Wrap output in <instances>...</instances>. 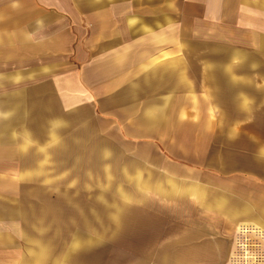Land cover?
Segmentation results:
<instances>
[{
  "label": "crops",
  "instance_id": "crops-1",
  "mask_svg": "<svg viewBox=\"0 0 264 264\" xmlns=\"http://www.w3.org/2000/svg\"><path fill=\"white\" fill-rule=\"evenodd\" d=\"M185 116L187 144L166 135ZM49 157L100 185L113 164L114 192L19 184L0 241L22 248L20 264H76L104 244L105 264H228L242 225L264 231V0H0V200Z\"/></svg>",
  "mask_w": 264,
  "mask_h": 264
},
{
  "label": "rangeland",
  "instance_id": "rangeland-1",
  "mask_svg": "<svg viewBox=\"0 0 264 264\" xmlns=\"http://www.w3.org/2000/svg\"><path fill=\"white\" fill-rule=\"evenodd\" d=\"M205 85H201V88H204ZM200 101V100H199ZM201 103V101H200ZM235 113H228V115L225 114L226 116V120L232 119L234 117ZM185 118L187 120H189L188 122H186L184 124V126L180 127L179 130L175 131V130H170L168 131V133H164L167 136L171 137L172 140L174 141H185V143L187 144V142H191L193 140V133H192V129H191V123L190 120L192 119L190 116H185ZM171 121H175L176 119L173 118ZM223 121V120H222ZM218 123H220L219 118L217 120ZM174 125V123H173ZM172 125V127H174ZM92 126V125H91ZM102 128V135H109L110 137H106L105 139L108 141V143H110V145L113 146H117L116 148H118V146L123 150L127 149L126 145L127 143L124 142V140L122 139V136H115L113 138V134L115 133V131L118 130V127L116 125L113 126V123L109 120H99L98 117H96V120L94 119V124H93V128ZM170 127V128H172ZM234 127V126H233ZM235 128V127H234ZM234 134L232 136L233 138V146L236 148V150H239L240 152V137H239V131H237V129H234ZM222 130V129H221ZM223 130H225L223 128ZM223 135V132L221 133ZM111 141V142H110ZM91 142V141H90ZM144 141L141 140L138 143H143ZM218 142L216 143L215 148H217L219 151L223 150L220 145H217ZM184 144L183 142H181V153H183L185 151L184 149ZM49 147V146H48ZM183 147V148H182ZM191 147V145H190ZM33 148L36 149V152H42L43 148H40L37 146V144H30L26 153L28 154L29 150ZM46 149V148H45ZM82 150V153H89V151L91 152L92 147L91 145H84L83 147L77 148L74 150L75 153H79L78 151ZM150 150V157H157L156 155L158 154V152L154 149H149ZM173 151V153H179V149L177 148V145L174 146V148L171 150ZM187 151V150H186ZM188 151H192L191 149H188ZM143 154H146V150L143 148ZM141 152V153H142ZM128 157H130L129 153L126 152L125 153ZM85 155V160H88L87 163L90 162H96L93 155L89 154H84ZM128 157L126 158V160H128ZM76 159V157H75ZM30 159L26 158L25 161H29ZM21 159L17 160V159H10V169L13 171L15 168L17 170H19L20 166H21ZM21 163V164H20ZM41 164L43 165L44 168L47 169L46 173H37V174H32V175H27V176H18V175H11L10 176V185H11V196H10V200L7 199L6 196V201L4 200H0V213H5L6 209L7 212L8 210H11L10 206L13 208V211L15 210V207L18 206L19 204V197H20V188L21 186H19V184H26L28 187H33L35 188L38 184V182H42V184L47 188V191L49 192L50 196L53 198L57 195V193H60V191H72L75 193V195H89V193H93L94 191H100V190H105L106 192H114V188L115 186L113 185L115 183L116 180V172L117 169L113 166V164L111 165V170L107 171V175H106V181L103 185H100L99 183H97L95 181V183H93L94 179H98V172L96 171H91L89 172H84L83 170H80V172H76V176L71 177L70 173L68 172V166H64L62 168H64L63 170H59L56 171L53 167H54V162L52 161V159L49 157L47 159H45L44 161L41 162ZM86 166H88V164H85ZM93 164L89 165V167H92ZM86 176H84V173ZM90 176V181L93 183L92 186H86V187H80L79 186V181H81L80 179H85ZM84 176V177H83ZM38 178V180H37ZM41 179V181L39 180ZM97 183V184H96ZM56 186H59L56 187ZM32 188V189H33ZM33 191V190H31ZM35 192L33 191V195L32 196V200L35 199L36 200V196H35ZM32 193V192H31ZM7 195V193H6ZM5 206H7V208L5 209ZM5 210V211H4ZM242 228V227H241ZM15 241H13L10 245H7L6 242L4 241H0V264H8V263H17L20 264V252L21 249L19 246L13 244ZM20 242V241H17ZM33 244V243H32ZM106 245V247L104 246H99L97 245L95 248L92 249H80L79 252H74L71 253L69 258L72 259L71 261H74L76 264H105L108 260V258L110 257V254L112 252V248L110 244H104ZM70 261V262H71Z\"/></svg>",
  "mask_w": 264,
  "mask_h": 264
},
{
  "label": "built area",
  "instance_id": "built-area-1",
  "mask_svg": "<svg viewBox=\"0 0 264 264\" xmlns=\"http://www.w3.org/2000/svg\"><path fill=\"white\" fill-rule=\"evenodd\" d=\"M241 227L228 264H264L263 229L246 224Z\"/></svg>",
  "mask_w": 264,
  "mask_h": 264
}]
</instances>
